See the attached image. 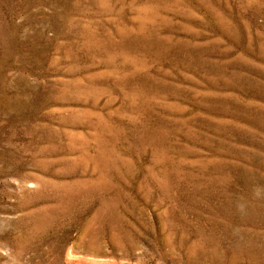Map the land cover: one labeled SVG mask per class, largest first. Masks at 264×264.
Masks as SVG:
<instances>
[{"label": "rangeland", "instance_id": "rangeland-1", "mask_svg": "<svg viewBox=\"0 0 264 264\" xmlns=\"http://www.w3.org/2000/svg\"><path fill=\"white\" fill-rule=\"evenodd\" d=\"M0 264H264V0H0Z\"/></svg>", "mask_w": 264, "mask_h": 264}]
</instances>
